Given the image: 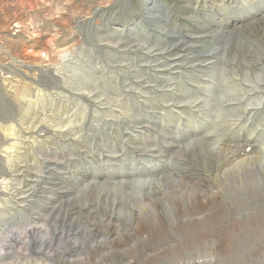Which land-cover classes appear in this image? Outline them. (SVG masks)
<instances>
[{"label": "rangeland", "instance_id": "374dc122", "mask_svg": "<svg viewBox=\"0 0 264 264\" xmlns=\"http://www.w3.org/2000/svg\"><path fill=\"white\" fill-rule=\"evenodd\" d=\"M0 182V264H264V0H0Z\"/></svg>", "mask_w": 264, "mask_h": 264}, {"label": "bare ground", "instance_id": "6f19581e", "mask_svg": "<svg viewBox=\"0 0 264 264\" xmlns=\"http://www.w3.org/2000/svg\"><path fill=\"white\" fill-rule=\"evenodd\" d=\"M172 48V46H169L168 48H166L165 50H170ZM243 150V149H242ZM241 150V151H242ZM243 153V152H242ZM245 153V152H244ZM12 153L11 152H8V157L11 155ZM247 154V153H246ZM245 155V154H244ZM0 183H2V182H0ZM5 188V187H4ZM29 194V193H28ZM25 195V194H24ZM38 234L39 233V231L37 230L36 232H34L33 233V235L34 234ZM35 234V235H36ZM33 235H27V236H25V237H23V236H21L20 234H18V235H15V237H14V241L18 244V246L19 245H21L20 246V249H23V248H27V249H31L32 247H31V245H32V242H34L35 240H33ZM37 236V235H36ZM12 240V239H11ZM10 239L9 240H6V241H11ZM12 242V241H11ZM12 248H13V246H11ZM10 247V248H11ZM51 248H49V250H47L48 252L49 251H51L50 250ZM4 250H6L5 249V246L4 245H2V246H0V256L4 253ZM44 251V250H43ZM66 251H69L70 252V250L69 249H67Z\"/></svg>", "mask_w": 264, "mask_h": 264}, {"label": "water", "instance_id": "95a60500", "mask_svg": "<svg viewBox=\"0 0 264 264\" xmlns=\"http://www.w3.org/2000/svg\"><path fill=\"white\" fill-rule=\"evenodd\" d=\"M148 15H150L151 13H150V10H149V12L147 13Z\"/></svg>", "mask_w": 264, "mask_h": 264}]
</instances>
